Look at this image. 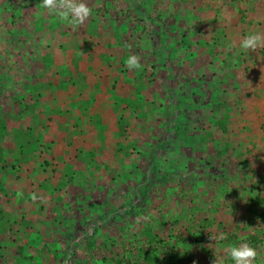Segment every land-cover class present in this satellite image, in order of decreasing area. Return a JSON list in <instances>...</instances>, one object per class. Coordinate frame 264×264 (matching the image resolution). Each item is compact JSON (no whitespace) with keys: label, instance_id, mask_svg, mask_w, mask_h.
<instances>
[{"label":"rangeland","instance_id":"374dc122","mask_svg":"<svg viewBox=\"0 0 264 264\" xmlns=\"http://www.w3.org/2000/svg\"><path fill=\"white\" fill-rule=\"evenodd\" d=\"M83 2L0 0V264H264V0Z\"/></svg>","mask_w":264,"mask_h":264},{"label":"clouds","instance_id":"9594fccd","mask_svg":"<svg viewBox=\"0 0 264 264\" xmlns=\"http://www.w3.org/2000/svg\"><path fill=\"white\" fill-rule=\"evenodd\" d=\"M42 6L50 15L58 16L59 19L68 22L73 27L83 25L92 13V9L83 0H42ZM240 47L251 52H255L258 48H264V34L250 33L241 40ZM126 66L130 70L141 68L140 58L130 55ZM209 238L212 241H220L226 239V236L219 233L209 236ZM226 254L235 264H254L258 257L257 250L247 243L230 247L226 250ZM212 264H223V258L215 257Z\"/></svg>","mask_w":264,"mask_h":264},{"label":"trees","instance_id":"16d2710c","mask_svg":"<svg viewBox=\"0 0 264 264\" xmlns=\"http://www.w3.org/2000/svg\"><path fill=\"white\" fill-rule=\"evenodd\" d=\"M103 113H104L103 117L104 116L105 117H109V115H105V113H108V112H105L103 110ZM111 117L115 118V116H111ZM98 119L100 120L101 124H103L102 121H101L102 119H101V114L100 113H99ZM80 129H82L83 131L80 132L81 131ZM94 129L95 128H93L92 125H90L88 123H83V126L79 127V129H78L79 131L76 133V130H74V134H73L74 142L76 143V137L79 136L80 139H79L78 142H80L81 145L86 146L88 148L87 151H89L90 155L92 154V157H94L93 156V150L98 149L99 148L98 144L99 143L101 144V141H102L101 140L102 137L100 136V138H98V134H97L96 138L91 137V134H89V132H94ZM88 130H90V131L88 132ZM118 130H119V128H118ZM79 132H80V134H79ZM122 134H123V131L120 130L118 132V134H116L115 141L110 143V144H108V146H107L108 148L107 149L113 150V151L116 149V151H117V149L119 148V144H121V142L119 140H120ZM93 139H95V141H93ZM110 140H111V138H110ZM74 148H76V145H75ZM104 148H106V145L104 146ZM103 158H105V154H103ZM249 200H250L251 203H253L255 200L256 201H264V190H263L262 194H256L253 198H250Z\"/></svg>","mask_w":264,"mask_h":264},{"label":"crops","instance_id":"0c3cea01","mask_svg":"<svg viewBox=\"0 0 264 264\" xmlns=\"http://www.w3.org/2000/svg\"><path fill=\"white\" fill-rule=\"evenodd\" d=\"M82 120H81V118L79 119V121L78 122H81ZM103 128V127H102ZM105 128V127H104ZM79 128H76V133L79 131L78 130ZM81 131L80 132H82L83 130L82 129H80ZM85 130V129H84ZM90 130H88V132H89ZM80 132H79V134H80ZM96 132H97V128H95L94 129V133L93 132H89V134H91L92 135V137H94V135L93 134H96ZM98 147L101 149V144L99 143L98 144ZM76 148H79V149H81V150H88V148L86 147V146H83V145H76ZM108 147H106V149H107ZM115 151V150H114Z\"/></svg>","mask_w":264,"mask_h":264}]
</instances>
